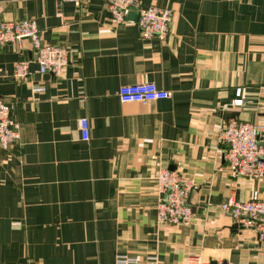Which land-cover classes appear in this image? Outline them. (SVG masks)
Listing matches in <instances>:
<instances>
[{
  "label": "crops",
  "instance_id": "1",
  "mask_svg": "<svg viewBox=\"0 0 264 264\" xmlns=\"http://www.w3.org/2000/svg\"><path fill=\"white\" fill-rule=\"evenodd\" d=\"M138 1L173 10L168 37L143 38L137 11L116 23L104 0H0V21L34 19L44 43L70 53L54 76L29 42L0 47V99L20 126L0 148V264H264V242L221 210L264 200V177L230 176L219 141L231 120L264 128V0ZM143 83L171 98L120 101L122 86ZM163 169L194 184L189 225L158 222Z\"/></svg>",
  "mask_w": 264,
  "mask_h": 264
},
{
  "label": "built area",
  "instance_id": "2",
  "mask_svg": "<svg viewBox=\"0 0 264 264\" xmlns=\"http://www.w3.org/2000/svg\"><path fill=\"white\" fill-rule=\"evenodd\" d=\"M58 7L63 3L80 6L82 0H57ZM116 23H123L130 11L138 13V28L143 38L164 39L170 33L174 12L169 8L152 6L143 8L138 0H104ZM29 42L35 53L34 63L41 74L61 76L70 62L68 49L43 42L42 32L36 20L22 19L0 21V47L13 46L23 51L24 43ZM30 62L16 63L14 79L25 81L30 76ZM44 91L34 87V92ZM124 104L150 103L171 98L169 91L158 88L154 83L122 86L118 93ZM242 100H236L234 107H241ZM15 105L0 99V148L7 150L20 137V126L13 116ZM82 140L90 139V125L87 118L80 120ZM219 141L223 149L224 161L232 177L247 176L251 179L264 177V128L252 123L231 120L223 127ZM158 189L162 197L158 203V222L161 225H189L193 220L190 195L194 188L191 180L177 172L163 169L157 177ZM236 224L243 229L253 230L260 243L264 242V200L240 202L229 199L221 205ZM116 264H148L126 255L119 256ZM187 264H210L198 256L188 258Z\"/></svg>",
  "mask_w": 264,
  "mask_h": 264
}]
</instances>
